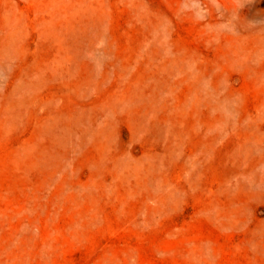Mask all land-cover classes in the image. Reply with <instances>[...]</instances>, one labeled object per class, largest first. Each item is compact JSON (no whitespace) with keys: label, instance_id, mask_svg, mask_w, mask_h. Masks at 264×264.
I'll return each mask as SVG.
<instances>
[{"label":"rangeland","instance_id":"1","mask_svg":"<svg viewBox=\"0 0 264 264\" xmlns=\"http://www.w3.org/2000/svg\"><path fill=\"white\" fill-rule=\"evenodd\" d=\"M0 264H264V0H0Z\"/></svg>","mask_w":264,"mask_h":264}]
</instances>
